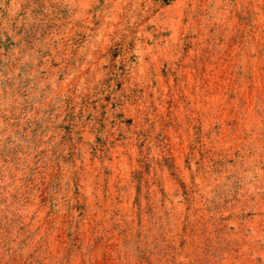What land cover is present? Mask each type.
I'll list each match as a JSON object with an SVG mask.
<instances>
[{"label": "rangeland", "instance_id": "rangeland-1", "mask_svg": "<svg viewBox=\"0 0 264 264\" xmlns=\"http://www.w3.org/2000/svg\"><path fill=\"white\" fill-rule=\"evenodd\" d=\"M0 264H264V0H0Z\"/></svg>", "mask_w": 264, "mask_h": 264}]
</instances>
